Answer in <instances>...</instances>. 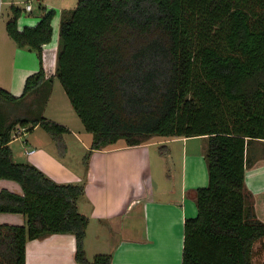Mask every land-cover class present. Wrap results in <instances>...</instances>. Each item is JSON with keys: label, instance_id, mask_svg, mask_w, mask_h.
Returning <instances> with one entry per match:
<instances>
[{"label": "trees", "instance_id": "obj_1", "mask_svg": "<svg viewBox=\"0 0 264 264\" xmlns=\"http://www.w3.org/2000/svg\"><path fill=\"white\" fill-rule=\"evenodd\" d=\"M9 9L6 33L36 52L39 70L19 97L0 87V179L22 188L0 190V212L25 217L23 225L0 223V264H25L27 241L53 233L74 236L77 263L111 264L109 253L86 257L83 185L12 159L17 126H39L58 145L69 129L42 115L53 82L42 46L55 11L19 29L22 8ZM55 77L92 134L91 152L118 140L206 137L208 183L192 191L197 213L183 224L181 264H253L264 221L245 173L255 162L250 143L264 140V0H77L60 14Z\"/></svg>", "mask_w": 264, "mask_h": 264}, {"label": "crops", "instance_id": "obj_2", "mask_svg": "<svg viewBox=\"0 0 264 264\" xmlns=\"http://www.w3.org/2000/svg\"><path fill=\"white\" fill-rule=\"evenodd\" d=\"M26 1L24 6H20L17 0H0V14L5 10L4 30L6 21L11 17L9 7L12 4L22 8L18 18L19 29L35 26L46 11L53 9L52 38L42 46V65L45 77L55 80L60 14L64 8L56 7L49 1L32 0L41 6L34 12L33 7L31 10L25 9ZM14 46L13 58L23 67L17 76L12 75L11 81L4 79L0 87L19 97L25 78L39 70V60L27 47H18L15 43ZM20 127L15 128L9 142L15 162L33 164L57 183L79 184L63 179L64 173L56 160L58 155L51 135L39 126L32 129L26 127L27 131L22 134ZM192 138L156 140L153 136L139 145H120L107 152L101 149L91 152L95 155V167L90 160L84 195L77 200L79 212L88 218L84 249L89 261L93 258L88 257L86 241L88 229L95 221L96 238L107 236L105 249L99 253L111 254V264H181L183 224L186 218L195 217L197 213L192 191L208 183L204 151L189 149L188 141ZM17 140L19 146L15 148L13 144ZM162 141L181 142V163L176 174L167 172L164 176L160 153L148 150L149 146ZM128 160L139 165L128 166ZM152 161L155 163L154 170ZM254 164L246 169L245 183L252 193L256 216L264 221V166ZM1 189L22 194L19 183L10 179H0ZM87 207H91V210ZM0 223L23 225L25 217L21 213L0 212ZM74 252L73 235L53 233L27 241L25 264H79L74 260ZM253 264H264V250H258Z\"/></svg>", "mask_w": 264, "mask_h": 264}, {"label": "rangeland", "instance_id": "obj_3", "mask_svg": "<svg viewBox=\"0 0 264 264\" xmlns=\"http://www.w3.org/2000/svg\"><path fill=\"white\" fill-rule=\"evenodd\" d=\"M17 1H20L18 3L20 6H24V0ZM45 1L52 2L54 5H56V7H62L64 10L73 8L77 2V0H44V2ZM32 7L34 8V12H37L41 6L37 1H33ZM4 11H2V14H0V83H2L4 79H6V82L11 81L12 75L17 76L23 67L20 65L21 62L16 61V59L13 58V54L15 56V46L12 39L4 30ZM30 52L37 56L34 50H31ZM49 97V101H47L45 104L42 115L54 122L64 124V126L66 125L69 129L68 132L63 134V145H58V143H56V141L53 139L54 149L58 155H56V160L61 164L62 168L60 167V169H62V172L64 173L63 179L73 183L79 182V184L83 185L85 189V183L89 178L90 160L92 161V165L95 167V155L93 153L91 154L90 151L92 134L85 130L83 123L71 107L69 100L65 95L63 86L59 80H53ZM28 106H31V104L29 103ZM16 110L25 111L26 106L23 107L21 105V107H17ZM44 132L46 131L44 130ZM154 138H156V140L168 139V137L165 136H154ZM188 142L189 149H202L205 152L207 145L206 137L195 136ZM13 145L15 148L18 147L19 141H15ZM120 145H125L123 140H118L113 144L101 148V150L107 152L110 149L118 148ZM151 149L160 153L161 155V163L164 165V167L162 165V168L165 172L164 176H166L167 172H171L172 174H174V172L175 174L177 173V169H179L181 163V142L164 143V141H162L157 145L148 147L149 151H151ZM249 151L253 160L257 158L254 165L264 166V140H256L251 142ZM158 163L159 160L157 164ZM127 165L135 167L138 166L139 163L128 160ZM152 165L154 170L155 163L153 161ZM168 167L170 168V171ZM248 176H250V174H248ZM83 195L84 193L81 195L82 197L80 196L78 199L80 200L83 198ZM87 208L91 210V207ZM94 222L91 223V228L89 227L88 229V239L86 241V248L89 258H93L95 254L99 253L100 251L102 252L105 249V242L107 239V236L104 237L105 235L100 236V238H96L97 230L95 228Z\"/></svg>", "mask_w": 264, "mask_h": 264}, {"label": "built area", "instance_id": "obj_4", "mask_svg": "<svg viewBox=\"0 0 264 264\" xmlns=\"http://www.w3.org/2000/svg\"><path fill=\"white\" fill-rule=\"evenodd\" d=\"M31 1L32 0H27L26 1V4H25V9L26 10H31L32 9V2ZM26 131H27V128L26 127L21 126L19 128V132L22 133V134H24Z\"/></svg>", "mask_w": 264, "mask_h": 264}]
</instances>
